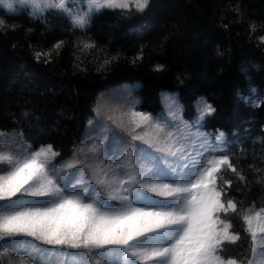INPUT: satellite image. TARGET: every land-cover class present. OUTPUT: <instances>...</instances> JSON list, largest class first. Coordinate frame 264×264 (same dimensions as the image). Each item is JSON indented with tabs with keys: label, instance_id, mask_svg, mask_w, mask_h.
Returning <instances> with one entry per match:
<instances>
[{
	"label": "snow or ice",
	"instance_id": "1",
	"mask_svg": "<svg viewBox=\"0 0 264 264\" xmlns=\"http://www.w3.org/2000/svg\"><path fill=\"white\" fill-rule=\"evenodd\" d=\"M16 2L32 4L30 15L56 11L73 28L86 29L105 10L143 13L150 0H42L40 6L35 0H0V5L12 12ZM34 55L49 62L52 52ZM198 104L193 123L175 104L170 120H163L137 110L134 102L109 106L98 100L93 111L104 121L102 131L115 127L123 135L82 142L59 164L53 145L33 148L21 133L0 131V264L16 251L12 243L19 245L20 264H264V207L243 209L249 255H225L241 235L228 218L238 206L228 198L225 186L233 182L223 172L244 177L230 155L213 146L225 134L216 130L210 136L200 126L215 109L203 99ZM261 104L264 97L256 106Z\"/></svg>",
	"mask_w": 264,
	"mask_h": 264
},
{
	"label": "trees",
	"instance_id": "2",
	"mask_svg": "<svg viewBox=\"0 0 264 264\" xmlns=\"http://www.w3.org/2000/svg\"><path fill=\"white\" fill-rule=\"evenodd\" d=\"M28 8L0 7V131L21 133L33 148L53 145L59 164L80 146L95 98L107 88L129 84L137 110L153 116L160 93L175 91L193 123L203 99L215 112L202 130L225 134L219 146L244 177L223 172L238 206L228 218L241 235L225 255H249L243 209L264 207V104L256 106L264 97V0H150L143 13L105 10L86 29L59 12L37 17ZM58 41L63 46L53 49ZM37 51H51L50 61H38ZM10 247L16 258L4 264H20L18 243Z\"/></svg>",
	"mask_w": 264,
	"mask_h": 264
},
{
	"label": "rangeland",
	"instance_id": "3",
	"mask_svg": "<svg viewBox=\"0 0 264 264\" xmlns=\"http://www.w3.org/2000/svg\"><path fill=\"white\" fill-rule=\"evenodd\" d=\"M41 3H42V0H35V4L37 6H40ZM17 5H27L29 7L28 10L30 11V13L33 11L32 4H21L19 2H16L14 3V8ZM69 6L71 7L72 5L70 4ZM0 7L5 8L3 5H0ZM98 100L101 103V105H104V104H107L109 106L127 105L129 102L135 101V95L133 93V90L129 86V84H120L114 87L107 88L105 91L101 92L99 96H96L94 107L97 106ZM160 101L162 105L161 112L154 117H159L163 120H170L169 108L173 104L177 105L180 108V115H181V105L178 101V97L175 91H167V92L164 91L160 93ZM199 101L196 102V108H198V114H199V107H200L198 104ZM90 121H94L95 123L90 124L88 121L86 130L83 133L82 142H90L92 138L103 139L105 136H112L113 134L123 135V133H121L120 130L115 127H112V129L108 132H103L102 128L104 126V121L103 119H98L96 116V113L94 114V118ZM213 146L215 147L214 141H213ZM67 160L68 159L64 161H67ZM259 209L260 208L252 209V211L255 212ZM8 257H13L14 259L16 258L14 256L13 251L10 253V256Z\"/></svg>",
	"mask_w": 264,
	"mask_h": 264
}]
</instances>
